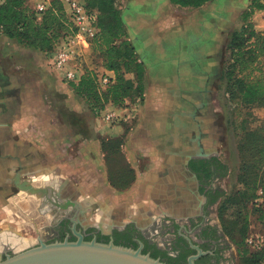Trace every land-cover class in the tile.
Wrapping results in <instances>:
<instances>
[{
	"label": "rangeland",
	"instance_id": "1",
	"mask_svg": "<svg viewBox=\"0 0 264 264\" xmlns=\"http://www.w3.org/2000/svg\"><path fill=\"white\" fill-rule=\"evenodd\" d=\"M130 2L131 0H119L118 5L122 14ZM233 2V8L230 7L228 11L230 35L245 23L244 16L252 11L255 0ZM207 4L204 7L208 6ZM129 20L128 18V22ZM230 39L231 36L228 38L227 34L223 43L218 44L220 58L217 60L215 56V60L218 61L221 77L216 84L218 93L210 96L208 105V118L216 120L218 126L215 129L222 139L220 157L226 162L218 185L222 187L223 197L218 207L216 221L232 244V250L228 253L231 257L227 264H249L241 252L243 248L250 251L261 248L251 245L249 241L253 240L257 244L262 237L264 238V221L261 220V212L258 211L263 198L248 201L235 198L240 188L238 176L242 166L239 148L246 129L255 131L263 125L261 120L264 118V106L260 104L245 106L238 100L233 101L227 94L225 75L230 61L228 51ZM129 41L131 42V39ZM46 57L44 52L23 48L15 40L0 35V105L2 98L9 99L15 109L21 108L24 104L25 106L43 104L52 109L53 113L56 112L58 120L62 121L58 126V140L51 137L49 128H46V140L40 153L43 162L48 164L49 169L54 170L53 173L58 179L54 187L55 199L52 200L51 191L48 192L53 186L47 181L38 180L41 173L34 174L33 178L31 176L27 178L36 185L35 187L48 189V194L45 195H31L20 190L14 181L16 176H12L10 199L5 200V210L0 216V233L9 231L33 242H37L41 235L49 238L52 235L51 229L58 228L62 220L73 214L74 206L71 202L79 208L77 213L79 224L88 227L89 220L97 217V211L102 210L104 213L102 214L105 215L106 211L113 210L110 205L113 197H122L124 193L129 192L136 172L124 154V146L142 118L141 106L145 98L144 95L141 102L128 100L116 106L124 109L123 117L113 124L106 123L102 119V112L100 114L94 112L85 97L78 95L73 88L70 89L71 93H68V89L64 88L66 85L48 69ZM81 63L85 70L96 78L95 71L101 70L103 63L96 41L81 58ZM146 75L145 70L144 87L147 82ZM129 78L135 79L133 75ZM68 106L75 107L74 116L67 113ZM174 110L179 112V109ZM174 110L165 109L164 112H167L169 119L174 117ZM63 120L68 121L70 126L65 125L67 122ZM70 132L79 137L73 141ZM81 135L88 140L85 152L81 151L79 142ZM114 182L123 186L119 187ZM99 230L106 234L111 232L109 229Z\"/></svg>",
	"mask_w": 264,
	"mask_h": 264
},
{
	"label": "crops",
	"instance_id": "2",
	"mask_svg": "<svg viewBox=\"0 0 264 264\" xmlns=\"http://www.w3.org/2000/svg\"><path fill=\"white\" fill-rule=\"evenodd\" d=\"M41 1L27 0V3L35 9ZM207 7L187 10L174 6L170 0H131L123 12L132 45L140 62L145 66L147 82L144 103L141 106L142 118L124 146V154L135 170L136 178L129 192L110 200L113 210L105 212L107 218H100L102 225L112 228L134 222L146 226L161 214L181 215L169 207L176 205L174 202L176 192L178 195L181 191L191 193L190 185L195 182V177L187 171L189 161L198 155L201 159L214 158L217 163L219 161L226 163L220 157L222 139H219L215 129L216 121L208 117L192 118L191 111L182 112L184 105L180 102L179 96L181 94L179 88L184 86L182 81L200 80L202 77L206 79L204 75L195 76L189 73V70L195 67L193 65L207 64L208 73L213 69L211 61L206 60V56H212L215 49L213 46L208 48L204 44L207 36L198 29L199 22L203 26L204 17L209 15ZM128 13L130 17L126 16ZM251 22L255 30L260 32V28L253 21V16ZM207 28L210 29L211 25ZM151 45L158 49L161 47L166 54L172 52L171 57H177L178 62L170 64L167 74L161 72L153 74ZM190 59H192L191 63ZM177 63L182 64L186 70L183 68L178 70ZM46 65L61 81L60 77L50 69L48 57H46ZM217 82L218 80L208 87L209 95L218 93ZM62 83L67 86L64 88L68 89V93H71L72 87ZM192 84L193 82H188L190 89L195 87ZM186 98L188 99L186 108L190 110L195 99L188 96ZM68 107L67 113L74 116L75 107ZM165 109H179V112L174 110V117L169 119L167 112H164ZM0 112V216H2L5 200L10 199L12 176H20V181L23 182L29 181L27 177L33 178L34 174L41 173L38 180L45 181L44 178L54 172L53 169L48 168L47 163L43 162L40 153L46 140V128H49L51 137L58 140V126L62 121L58 120L56 112L53 113L52 109L43 104L26 106L24 104L21 108L15 109L9 99L5 98H2ZM63 121L67 122L65 125L70 126L68 121ZM261 122L264 127V118ZM70 135L73 141L79 137L72 132ZM81 136L79 138L81 151L85 152L88 140ZM204 164L208 165L206 162ZM25 171L27 173H23ZM57 181L48 184L53 186ZM183 199L184 206L188 209L191 205L188 195L184 194ZM192 214L191 211L186 210V216ZM89 224L99 229H107V226H101L94 218L89 220Z\"/></svg>",
	"mask_w": 264,
	"mask_h": 264
},
{
	"label": "trees",
	"instance_id": "3",
	"mask_svg": "<svg viewBox=\"0 0 264 264\" xmlns=\"http://www.w3.org/2000/svg\"><path fill=\"white\" fill-rule=\"evenodd\" d=\"M82 1L89 9L99 12L100 34L95 41L100 48L102 67L114 72L116 78L113 85L102 90L95 76L87 72L78 85L72 84L70 87L78 95L85 97L97 114L109 104L116 107L128 100L143 101L145 66L140 62L136 49L129 41L130 34L119 9V0ZM170 1L181 8L198 9L211 0ZM252 5V11L244 16L245 23L232 34L228 44L230 61L225 75L226 92L233 101L238 100L242 105L264 106V62H262L264 33L257 32L251 20L248 21L261 5L258 0ZM73 31L60 0H52L50 7L41 14L32 9L27 0H5L0 5V35L15 40L23 48L49 55L57 44ZM131 75L135 79H130ZM240 142L242 166L238 176L240 188L235 198L243 201L263 198L258 211L261 212L260 218L264 221V127L261 126L255 131L246 129ZM204 167L205 164L201 167L194 166V170L199 172ZM221 167L226 168V166ZM132 173L134 175V171ZM134 180L135 176L130 185ZM115 184L119 187L123 186ZM260 191H262L261 196ZM108 239V236H100L98 241L108 243ZM118 239L115 241L117 245H119ZM74 240L75 237L72 238V241ZM85 240L91 241L92 237L87 236ZM241 255L247 258L249 264H264V244L255 251L243 248ZM155 256L153 255L154 258Z\"/></svg>",
	"mask_w": 264,
	"mask_h": 264
},
{
	"label": "flooded vegetation",
	"instance_id": "4",
	"mask_svg": "<svg viewBox=\"0 0 264 264\" xmlns=\"http://www.w3.org/2000/svg\"><path fill=\"white\" fill-rule=\"evenodd\" d=\"M233 1L234 0H213L207 7L209 15L203 19L204 27L201 22H199L200 25L198 29H200L202 34L207 36V39L204 40V44L207 45L208 48L213 46L215 53L212 56H206V60H210V64L212 63L213 69L211 73H208L206 69L208 66H206L207 64L205 63L193 65L196 67V70L195 67H192L191 71L189 70V73L191 72L195 74V76L196 74L204 75L206 79H203V77L200 80L192 79L188 81L186 79L182 81L184 86L179 88L181 92L179 95L180 102L184 105L182 112L191 111L192 118L197 116L201 118L208 117V105L211 96L208 93V87L211 83L214 84L220 77L218 61L216 62L215 60L216 57L217 60L220 58L218 44L223 43L227 38V34L228 38L232 36V34H229L228 29V11L230 7L233 8ZM126 16L130 17V14L128 13ZM221 21L224 22V25H222ZM209 25H211L210 29L207 28ZM150 50L153 60L151 63L153 74L160 72L167 74L166 71L170 64L177 61V57H171L173 55L172 52L166 54L161 47L158 49L151 45ZM189 62L191 63L192 59H190ZM177 67L178 70L181 68L186 70L182 64L179 65L177 63ZM188 82H193L192 85L195 87L190 89V87H188ZM187 96L188 98L195 99V103L192 104L190 110L186 108V103L188 101L186 98ZM214 121L216 120L214 119ZM217 126L218 123L216 122L215 128ZM205 162L208 165L205 166L203 170H199V172L194 170V166L201 167ZM221 166H225L221 161L217 163L214 158L201 159L198 155H195L194 158L189 161L187 171L195 177V182L190 185L191 193L181 191V194L178 195L176 192L174 194V202L176 205L169 207V209H174L181 215L166 213L161 214L159 218L154 219L146 226H140L137 223L130 222L125 225L109 228V226L100 223L101 217L104 216L103 218H107V216L103 215L104 213L101 210L97 211L95 221L101 226H107V230H111L110 233H103L99 228L91 225L83 227L79 224V221L77 229L84 235V238L91 236L92 239L96 238L98 240L100 236H108V243L110 241L115 243L116 239L119 238L117 240L119 245L133 249L140 248V244L142 243L143 254H150L151 257L156 255V259H160L166 264H170L171 262L172 264H189V258L199 254L194 247H198L204 252L203 255H200L195 260L196 264H227V262L230 261L231 255H228V253L232 250V244L223 234L221 226L216 221L218 217V207L223 197L222 187L218 186L223 176L222 171L225 170V168ZM56 185L57 183L53 184V188H50L54 190ZM184 194L188 195L189 203L191 204L188 209L184 206ZM50 197L52 200L55 199L54 192H50ZM186 210H189V212L191 211L193 214L186 216ZM78 211L79 208L77 207L75 209L74 207L73 214H70V216L62 220L58 228L51 229L52 235L49 238H45L43 235L38 238L47 243L60 241L61 239L63 241L65 239L72 240L74 237L72 232V218L76 217V219H78ZM3 238L5 237L3 236ZM1 239L2 236L0 237V243ZM6 254H13L11 246L0 245L1 258L4 259Z\"/></svg>",
	"mask_w": 264,
	"mask_h": 264
},
{
	"label": "water",
	"instance_id": "5",
	"mask_svg": "<svg viewBox=\"0 0 264 264\" xmlns=\"http://www.w3.org/2000/svg\"><path fill=\"white\" fill-rule=\"evenodd\" d=\"M16 178L15 183L20 190L29 194H48L45 188H37L29 181L21 182L20 176ZM71 205L78 207L72 202ZM72 223V232L76 238L74 241L65 239L47 243L38 238L37 242H33L9 231L0 233V237L24 240L26 244V247L20 250L11 247L13 254H6L4 259L0 258V264H166L160 259L151 257L150 254H143L142 243L140 248L133 249L116 245L113 241L99 242L96 238L86 241L84 235L77 229L76 217L72 218ZM194 248L199 254L191 256L189 264H196L195 260L204 254L198 247Z\"/></svg>",
	"mask_w": 264,
	"mask_h": 264
},
{
	"label": "built area",
	"instance_id": "6",
	"mask_svg": "<svg viewBox=\"0 0 264 264\" xmlns=\"http://www.w3.org/2000/svg\"><path fill=\"white\" fill-rule=\"evenodd\" d=\"M5 0H0V5ZM65 8L69 23L72 25L73 32L65 36L59 42L55 50L46 55L49 60V67L53 73L58 75L62 82L68 85H78L87 70L81 63V58L91 49L93 42L100 34L99 12L92 10L82 0H60ZM48 1L42 0L36 5V12L43 13L49 7ZM261 7L255 10L253 21L264 31V0H259ZM97 82L102 90H106L115 82V73L102 67L98 72L95 71ZM122 111V112H121ZM124 109L117 108L112 104L107 105L101 116L104 122L113 124L120 121L123 117ZM262 195V191L259 192ZM249 243L255 246H262L264 238L255 244L253 240Z\"/></svg>",
	"mask_w": 264,
	"mask_h": 264
},
{
	"label": "bare ground",
	"instance_id": "7",
	"mask_svg": "<svg viewBox=\"0 0 264 264\" xmlns=\"http://www.w3.org/2000/svg\"><path fill=\"white\" fill-rule=\"evenodd\" d=\"M53 174V173H52ZM51 175H48L46 178L45 181H47L48 183H51V181H55V180H58L57 177L53 174V176ZM63 188V187H62ZM61 188V189H62ZM48 190V189H47ZM51 192H54V190L50 189ZM49 192V191H48ZM32 195V194H31ZM18 211V210H17ZM22 219V218H21ZM33 221V220H32ZM23 241V242H22ZM1 246H11V247H14L15 249H18L20 250L21 248L23 247H26V244H24V240H20V239H13V238H3L1 239V243H0Z\"/></svg>",
	"mask_w": 264,
	"mask_h": 264
}]
</instances>
